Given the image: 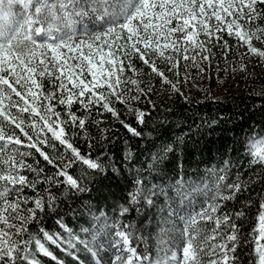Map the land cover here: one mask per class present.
Here are the masks:
<instances>
[{
	"label": "snow or ice",
	"instance_id": "obj_1",
	"mask_svg": "<svg viewBox=\"0 0 264 264\" xmlns=\"http://www.w3.org/2000/svg\"><path fill=\"white\" fill-rule=\"evenodd\" d=\"M229 39L246 50L241 61L245 55L264 60V0H0V264H41L38 257L65 264L52 246L72 264H243L245 249L248 264H264V188L252 195L255 183L264 185V171L254 179L224 159L195 180L170 178L169 157L178 159L183 137L161 143L148 163V176L160 183L149 184L138 170L111 220L97 209L96 224L81 230L87 238L63 216L55 221L61 231L33 230L42 214L57 211L53 186L75 195L88 191L86 176L109 168L123 176L111 158L82 153L75 140L90 139L94 109L111 114L132 136L143 135L116 107L145 124L147 113L133 103L153 88L143 86L147 73L137 61L180 94V80L169 74L179 77L181 60L203 73L199 65L211 61L216 48L228 60ZM247 155L249 166L264 170V137L248 142ZM122 160L138 163L131 150ZM78 164L85 168L74 176L70 170ZM161 198L154 213L159 252L152 259L148 248L139 249L151 230H138ZM253 208V226L245 231ZM132 213L139 217L135 224L125 222Z\"/></svg>",
	"mask_w": 264,
	"mask_h": 264
},
{
	"label": "trees",
	"instance_id": "obj_2",
	"mask_svg": "<svg viewBox=\"0 0 264 264\" xmlns=\"http://www.w3.org/2000/svg\"><path fill=\"white\" fill-rule=\"evenodd\" d=\"M229 43L232 50L228 60H237L243 48L238 50L235 40L229 39ZM213 57L225 60L221 48L214 50ZM254 61V64H258L254 72L247 74L238 84H221L217 93L211 95L205 92L199 96L181 91L180 94L174 93L170 87L160 83L159 77L150 74L137 61V66L147 73L142 77L143 86L147 89L150 84L153 88L139 105H133L147 113L145 124H137L123 105L117 104L116 107L122 113L121 119L137 127L143 135L132 136L111 114L104 112L101 115L94 109L87 125L90 139L85 140L81 134L75 140L82 153H90L93 158L100 156L102 159L107 155L122 170L123 176L112 175L110 168L104 174L94 173L91 178L86 176L84 183L87 184L88 191L75 195L71 192L65 193L64 187L53 186L51 190L58 197L57 211L42 214V224H34L33 230L44 226L49 231H61L55 221L63 216L68 226L81 235L82 229L96 223L94 217L100 215L97 209L105 212L111 220L116 211L113 205L124 202L123 198L131 190L128 181L135 177L138 170L147 178L149 184L160 183L159 178L153 180L148 176V163L151 162L153 154L159 151L161 143L175 141L177 137H183L184 144L177 148L178 159L169 157L171 162L167 165L168 177L195 180L202 177L208 168L222 163L224 159H231L234 164L243 165L242 170L256 179V173L264 170L256 165L249 166L247 145L250 140L264 137V60L255 57ZM93 120L102 122L97 124ZM126 150H131L138 157V163L131 167L122 160ZM104 163L107 166L109 161L104 160ZM41 166L47 167L49 174L53 171L42 159ZM84 168L85 166L78 164L70 172L74 176H80ZM152 175L158 177L163 174L153 172ZM40 187L42 190L44 185ZM262 188L264 185L255 183L252 195H256ZM247 198L246 193L242 199ZM162 200L163 198L157 200L156 208L148 213V220L138 230L145 235L151 230V240L139 245L141 251L149 249L151 258L158 252L156 233L159 216H154V213H158ZM235 206L239 207V204ZM231 207L233 205L230 203L229 208ZM255 212V208L251 209L252 220L243 223L245 231L251 230ZM138 219L137 214L132 213L125 222L135 224ZM52 247L65 264H72V258L62 248ZM38 258L41 259V264H53L49 258ZM242 259L243 264H248L251 259L248 249H245Z\"/></svg>",
	"mask_w": 264,
	"mask_h": 264
},
{
	"label": "rangeland",
	"instance_id": "obj_3",
	"mask_svg": "<svg viewBox=\"0 0 264 264\" xmlns=\"http://www.w3.org/2000/svg\"><path fill=\"white\" fill-rule=\"evenodd\" d=\"M256 46H259V44L257 43ZM245 51V49L241 50L238 54L237 60L233 61H225L221 58L214 59L213 57L211 61L199 65V67L204 68L203 73L195 68H191L190 65L181 60L180 68L178 69L180 73L179 77L169 74V78L172 79L173 82L177 79L180 80L179 87L181 92H187L195 96H199L205 92L211 95L215 94L220 90L221 84L233 86L243 80L247 74L254 72L255 66H258V64H254L255 57L245 55L243 61L239 58ZM241 63L247 66V70L244 72L239 70ZM233 66L235 67V70L233 69ZM185 68H188L187 73H185ZM140 103L141 101L139 103L134 102L133 105L137 106ZM95 224L96 223H93L87 229H91ZM80 237L87 238L84 236L83 232ZM158 252L152 257V259L156 258Z\"/></svg>",
	"mask_w": 264,
	"mask_h": 264
}]
</instances>
